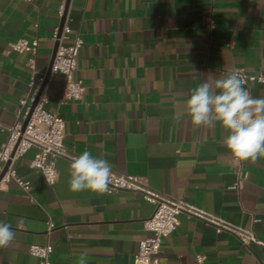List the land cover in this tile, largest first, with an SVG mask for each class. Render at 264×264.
<instances>
[{
    "label": "crops",
    "instance_id": "crops-1",
    "mask_svg": "<svg viewBox=\"0 0 264 264\" xmlns=\"http://www.w3.org/2000/svg\"><path fill=\"white\" fill-rule=\"evenodd\" d=\"M62 2L0 0V146L5 127L19 118L30 75L29 54L10 44L36 39V69L46 72ZM66 18L62 44L83 40L73 76L84 92L59 110L65 147L107 159L112 171L252 231L264 244V156L238 163L223 144L228 132L219 123L194 126L185 108L191 90L209 77L237 68L264 72V0H69ZM61 88L62 76L54 74L47 110H55ZM248 91L264 97V83ZM34 152L14 162L27 193L13 181L0 189V221L16 233L0 248V264H38L28 248L46 243L51 264H77L85 253L87 264H132L152 205L134 191H70L71 161L62 157L48 186L29 167ZM204 217L178 216L161 242L160 264H264V246H244Z\"/></svg>",
    "mask_w": 264,
    "mask_h": 264
},
{
    "label": "built area",
    "instance_id": "built-area-1",
    "mask_svg": "<svg viewBox=\"0 0 264 264\" xmlns=\"http://www.w3.org/2000/svg\"><path fill=\"white\" fill-rule=\"evenodd\" d=\"M65 1L63 0L58 10L60 18L65 12L60 32L58 26L51 35V39L57 41L58 44L47 76L45 72L38 73L36 69V39H17L10 44L11 50L29 54L26 66L30 75L27 81V95L19 100L17 112L19 118L12 125L5 127L6 137L0 146V189L13 181L24 193H27L29 182L17 176L14 162L26 155L32 148L35 149V152L29 161V167L36 170L48 186H52L57 178L54 160L62 157L72 162L73 158L78 156L69 151L63 143L64 121L59 114V110L68 101L81 99L84 92L83 81L73 76L77 54L83 40L76 35L70 44H62L70 31L66 23ZM234 71L246 81L244 85L246 90L249 89L251 83H264V72L247 73L242 68L234 69ZM54 74L62 76V88L55 110L49 111L45 107L48 101L47 90ZM237 162L240 163V161ZM113 191L138 192L144 201L153 207L150 215L143 221V229L147 234L138 241L132 257V264H160L161 242L176 229L180 214L204 217L183 201L152 189L146 182L131 174L112 171L111 182L106 193ZM204 218L214 225L216 232L225 230L233 233L244 246L250 243L264 246L256 239L252 231L234 227L220 220ZM52 227V223L48 221V229ZM51 252L52 245L49 243L45 245L33 244L28 248V253L38 259V264H51L49 260ZM196 258L198 262L202 260L201 256Z\"/></svg>",
    "mask_w": 264,
    "mask_h": 264
},
{
    "label": "clouds",
    "instance_id": "clouds-1",
    "mask_svg": "<svg viewBox=\"0 0 264 264\" xmlns=\"http://www.w3.org/2000/svg\"><path fill=\"white\" fill-rule=\"evenodd\" d=\"M245 83L235 71L209 77L191 90L185 108L194 126L219 123L228 132L223 144L235 160L255 163L264 156V97H253ZM69 170L72 192L102 194L109 188L112 165L107 159L83 151L73 158ZM15 238L11 225L0 221V248L8 247ZM77 264H87V253L78 257Z\"/></svg>",
    "mask_w": 264,
    "mask_h": 264
},
{
    "label": "water",
    "instance_id": "water-1",
    "mask_svg": "<svg viewBox=\"0 0 264 264\" xmlns=\"http://www.w3.org/2000/svg\"><path fill=\"white\" fill-rule=\"evenodd\" d=\"M68 1H69V0H66V1H65V5H64L65 11H66V8H67V5H68ZM64 15H65V12H64V14L62 15V17L60 18L59 32H60V28H61V26H62V23H63V21H64ZM57 44H58V42H57V41H54L53 48H52V52H51V57H50V60H49V63H48V67H47L46 72H45L46 76H47V75L49 74V72H50V67H51L52 59H53V57H54V53H55V50H56ZM25 122H26V120L24 121L23 125L25 124Z\"/></svg>",
    "mask_w": 264,
    "mask_h": 264
}]
</instances>
